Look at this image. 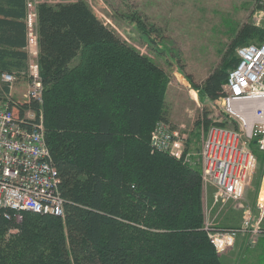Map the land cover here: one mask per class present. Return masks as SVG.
<instances>
[{"label":"trees","instance_id":"obj_1","mask_svg":"<svg viewBox=\"0 0 264 264\" xmlns=\"http://www.w3.org/2000/svg\"><path fill=\"white\" fill-rule=\"evenodd\" d=\"M26 7L0 0V74L27 73ZM36 31L40 100H14L5 82L0 98L18 119L41 114L63 216L0 214V264H222L202 229L199 168L151 151L166 119L163 69L84 0L38 3ZM263 39L264 28L244 24L200 85L187 77L198 97L224 95L233 49Z\"/></svg>","mask_w":264,"mask_h":264},{"label":"built area","instance_id":"obj_2","mask_svg":"<svg viewBox=\"0 0 264 264\" xmlns=\"http://www.w3.org/2000/svg\"><path fill=\"white\" fill-rule=\"evenodd\" d=\"M253 5L252 23L264 28V0H247ZM29 62L28 98L40 100L41 80L38 71V46L35 32L36 16L27 5ZM35 44V45H34ZM31 45L37 47L31 61ZM36 47H34L36 49ZM238 62L228 70L223 85L225 94L209 103L221 109L211 117L202 135L197 162L201 182L215 188L214 201H242L257 164V153L264 164V39L237 46ZM0 78L10 87L14 73L1 72ZM18 119L0 104V214L9 218L14 211L63 216L64 199L59 190V178L44 136L41 114ZM230 124V125H229ZM203 127V126H202ZM187 137L173 132L164 121H158L150 135L151 151L165 152L193 166ZM194 155V154H193ZM263 193V194H262ZM264 165L260 190L254 209L244 208L239 226L219 228L205 222L203 230L220 255L232 249L236 238L246 236L250 244L264 232Z\"/></svg>","mask_w":264,"mask_h":264},{"label":"rangeland","instance_id":"obj_3","mask_svg":"<svg viewBox=\"0 0 264 264\" xmlns=\"http://www.w3.org/2000/svg\"><path fill=\"white\" fill-rule=\"evenodd\" d=\"M73 1L75 0H29L28 4L36 16L38 3L55 5ZM84 1L97 18L121 40L150 57L163 69L167 76L164 99L166 119L158 121H164L173 132L187 137L186 150L190 151L191 158L195 161L193 166L200 170L197 158L202 135L210 119L212 120L211 117L218 116L221 109L210 104L207 97L200 99L187 77H190L194 84L200 85L205 77L218 67L233 41L234 34L244 24L253 21L252 3L247 0ZM34 28L35 38L36 24ZM34 45L30 48L32 62L34 60L32 54L37 50ZM235 49L232 52L234 55ZM2 83L0 78V88ZM29 84L28 74L15 75V80L9 87L11 97L18 102L27 101ZM3 98H0V104L5 101ZM13 111L16 113V110ZM26 115L31 117V111ZM256 155L259 157L262 154ZM263 165H260L258 158L242 201L215 202V188L201 182L202 229L205 222H211L213 226L219 228L239 226L243 209H254L260 190ZM259 170L261 177L257 185ZM262 229L264 230L263 227ZM262 260L264 264V258Z\"/></svg>","mask_w":264,"mask_h":264},{"label":"crops","instance_id":"obj_4","mask_svg":"<svg viewBox=\"0 0 264 264\" xmlns=\"http://www.w3.org/2000/svg\"><path fill=\"white\" fill-rule=\"evenodd\" d=\"M29 0H26V6L28 5ZM27 7H26V14H27ZM26 21V19H25ZM26 50L29 49V41H28V28L26 24ZM29 62V58L27 61V65ZM5 72V71H4ZM15 75H24L26 76L27 73L24 71H18L17 73L12 72ZM11 94V91H9ZM6 101H4V104ZM262 227L264 228V220L262 223ZM222 264H262L264 258V232L261 233L254 244L248 243L246 236H238L236 238L235 245L232 249L227 251V253L219 255Z\"/></svg>","mask_w":264,"mask_h":264}]
</instances>
